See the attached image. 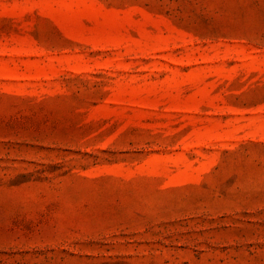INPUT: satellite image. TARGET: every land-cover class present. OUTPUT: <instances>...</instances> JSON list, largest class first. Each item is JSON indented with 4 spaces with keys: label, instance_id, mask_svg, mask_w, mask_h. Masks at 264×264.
Segmentation results:
<instances>
[{
    "label": "rangeland",
    "instance_id": "1",
    "mask_svg": "<svg viewBox=\"0 0 264 264\" xmlns=\"http://www.w3.org/2000/svg\"><path fill=\"white\" fill-rule=\"evenodd\" d=\"M0 264H264V0H0Z\"/></svg>",
    "mask_w": 264,
    "mask_h": 264
}]
</instances>
